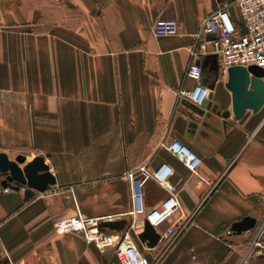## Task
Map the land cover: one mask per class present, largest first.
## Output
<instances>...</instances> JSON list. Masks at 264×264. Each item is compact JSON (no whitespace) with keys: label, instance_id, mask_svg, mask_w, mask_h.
I'll return each instance as SVG.
<instances>
[{"label":"crops","instance_id":"1","mask_svg":"<svg viewBox=\"0 0 264 264\" xmlns=\"http://www.w3.org/2000/svg\"><path fill=\"white\" fill-rule=\"evenodd\" d=\"M222 11L241 24L234 0H0V152L26 163L42 155L56 177L27 199L28 186L4 184L0 171V264H121L111 246L56 232L77 207L127 218L152 263L240 264L251 249L247 264H264V105L233 113L228 68L203 34ZM158 18L185 29L157 35ZM198 60L205 83L214 82L205 106L186 96ZM174 139L202 157L201 175L164 147ZM164 163L181 206L159 231L189 220L165 253L139 238L145 217L129 214L127 176ZM167 196L149 180L146 210ZM248 215L256 226L234 232Z\"/></svg>","mask_w":264,"mask_h":264},{"label":"built area","instance_id":"2","mask_svg":"<svg viewBox=\"0 0 264 264\" xmlns=\"http://www.w3.org/2000/svg\"><path fill=\"white\" fill-rule=\"evenodd\" d=\"M234 3L239 8L242 17L241 24L233 23L226 11L219 12L205 21L204 37L213 45L214 51L221 54L225 67L258 65L264 68V0H234ZM184 29L185 22L173 18H158L153 25V30L157 35H177ZM187 76L193 78L195 84L186 92V96L193 104L200 106L212 91L210 85L205 83L203 66L194 61L188 68ZM164 147L189 169L201 175L202 157L196 151L178 139L164 143ZM173 174L174 168L168 163H164L154 171L143 168L128 172L133 203L129 214L134 217L143 215L159 231L164 223L177 214L181 206L177 186L171 181ZM149 180H155L160 184L168 192V196L160 207L147 211L145 186ZM10 189L11 187L6 186L2 190L8 192ZM115 219L114 215L89 216L77 207L74 215L55 223V230L59 234H81L88 243H96L100 247H113L121 264H156L159 259L152 263L140 250L131 224L128 223L121 231L111 230V233L101 226L102 221ZM188 225L189 220H185L170 225L163 232L159 231L161 238L158 245L163 246V253L173 246ZM251 255L252 250L249 249L242 257L240 264H247Z\"/></svg>","mask_w":264,"mask_h":264},{"label":"water","instance_id":"3","mask_svg":"<svg viewBox=\"0 0 264 264\" xmlns=\"http://www.w3.org/2000/svg\"><path fill=\"white\" fill-rule=\"evenodd\" d=\"M201 64V60L197 61ZM229 79L227 87L233 94V113L237 118L244 116L247 109L258 112L264 105V68L258 65L248 67L234 65L228 68ZM214 82L210 84L212 88L208 98L202 106H205L209 99L214 96ZM225 116L231 114V110L223 113ZM21 164H24L23 166ZM0 171L6 175L4 184H12L16 188L27 185L26 198L35 194L34 190L43 191L49 185L56 183L55 175L50 171V166L42 155L36 156L32 161L26 163V156L19 154L16 159H11L6 152H0ZM127 218L105 220L101 222L103 228L121 231L128 225ZM257 218L251 215L243 217L232 225V230L237 233L248 231L255 227ZM139 238L146 244L154 248L158 245L161 233L151 224L148 219H144L143 231L139 233Z\"/></svg>","mask_w":264,"mask_h":264},{"label":"rangeland","instance_id":"4","mask_svg":"<svg viewBox=\"0 0 264 264\" xmlns=\"http://www.w3.org/2000/svg\"><path fill=\"white\" fill-rule=\"evenodd\" d=\"M143 254L147 255L148 249H145L144 246L141 248ZM117 258V256H115ZM118 260V258H117ZM119 261V260H118Z\"/></svg>","mask_w":264,"mask_h":264}]
</instances>
